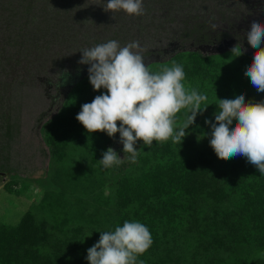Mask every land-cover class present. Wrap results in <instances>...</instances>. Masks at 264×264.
<instances>
[{
    "label": "trees",
    "instance_id": "trees-1",
    "mask_svg": "<svg viewBox=\"0 0 264 264\" xmlns=\"http://www.w3.org/2000/svg\"><path fill=\"white\" fill-rule=\"evenodd\" d=\"M253 57L182 51L148 67L153 73L183 67L188 91L208 97L190 127L211 134L219 100L243 93L245 103L264 102V93L245 75ZM106 91L93 89L89 73L77 80L41 135L49 149L50 183L69 160L85 155L102 174L111 172V196L105 201L111 207L100 206L98 214L78 223L73 213L60 208L62 197L58 203L42 201L17 225L0 223V264H89L88 249L100 233L125 221L142 223L152 236L137 264H264V175L243 156L222 160L210 144L171 138L153 141L135 162L105 168L99 161L120 134L88 133L76 116L82 105ZM236 122L234 118L233 126ZM15 184L10 181L4 189L16 193ZM61 210L64 216L57 215Z\"/></svg>",
    "mask_w": 264,
    "mask_h": 264
},
{
    "label": "rangeland",
    "instance_id": "rangeland-1",
    "mask_svg": "<svg viewBox=\"0 0 264 264\" xmlns=\"http://www.w3.org/2000/svg\"><path fill=\"white\" fill-rule=\"evenodd\" d=\"M106 3L0 0L1 224L15 226L26 212L39 209L42 201H61L57 197L64 200L60 208L73 213L78 223L86 222L94 211L98 214L99 209L111 207L105 203L111 196V172L102 174L85 155L69 160L53 183L48 176L49 149L41 135L42 126L57 114L77 80L89 73L90 65L79 63L83 49L110 40L121 47L138 41L148 63L168 61L182 51L208 55L201 40L218 35L216 29L226 24L231 11L219 0H143L144 15L129 16L123 11H105ZM5 40L13 45L7 53L3 51ZM190 113L189 108L177 113V132ZM185 131L180 143L210 144L211 134L190 126ZM135 147L138 155L150 146L138 141ZM110 148L123 159L115 166L131 159L123 151L120 136ZM13 180L16 193L10 194L4 186ZM62 214L61 210L57 215Z\"/></svg>",
    "mask_w": 264,
    "mask_h": 264
},
{
    "label": "clouds",
    "instance_id": "clouds-1",
    "mask_svg": "<svg viewBox=\"0 0 264 264\" xmlns=\"http://www.w3.org/2000/svg\"><path fill=\"white\" fill-rule=\"evenodd\" d=\"M105 11H123L129 16L144 15L143 0H107ZM254 53L245 75L258 92L264 93V24L253 20L246 33ZM237 57L242 55V44L232 48ZM246 51V49H243ZM144 49L138 41L121 47L116 40L98 44L81 51L80 64L90 65L89 82L93 89H106L91 103L81 106L76 119L88 133L106 132L109 137L120 134L124 153L135 162L136 144L152 145L153 141L170 138L180 143L186 136L201 103L208 97L196 90H186L183 67L174 65L153 73L145 64ZM66 74V70L64 73ZM189 108L191 115L176 131L175 117L181 109ZM215 124L211 125L210 146L219 159L243 156L264 175V102L245 103L243 93L232 99L219 100ZM237 121L233 126V119ZM119 122V127L117 123ZM206 124L211 122L206 120ZM115 150L108 148L99 161L105 168L119 164ZM149 229L140 222L125 221L114 231L100 233L99 241L88 249L89 264H137V257L152 245Z\"/></svg>",
    "mask_w": 264,
    "mask_h": 264
},
{
    "label": "flooded vegetation",
    "instance_id": "flooded-vegetation-1",
    "mask_svg": "<svg viewBox=\"0 0 264 264\" xmlns=\"http://www.w3.org/2000/svg\"><path fill=\"white\" fill-rule=\"evenodd\" d=\"M219 2L231 11L227 15L224 28L216 29L218 35L211 34L210 38L206 36V39L201 40L202 43L206 44L204 49L209 47L214 51L213 48H220L222 53H228L235 45L242 44V53L254 55L258 49L252 48L248 44L246 33L250 30L253 20H259L260 23L264 24V0H219ZM260 47L264 48V42L261 43Z\"/></svg>",
    "mask_w": 264,
    "mask_h": 264
},
{
    "label": "water",
    "instance_id": "water-1",
    "mask_svg": "<svg viewBox=\"0 0 264 264\" xmlns=\"http://www.w3.org/2000/svg\"><path fill=\"white\" fill-rule=\"evenodd\" d=\"M203 50V49H202ZM204 50H207L211 55H218V54H221L222 53V51H221V49L220 48H213V50L215 51H212V49H210L209 47H206ZM212 51V52H211ZM202 54H204V55H206L205 54V52H201ZM152 63H157V62H152ZM151 62L150 63H148V62H146L145 61V64H146V66H149V65H151L152 64Z\"/></svg>",
    "mask_w": 264,
    "mask_h": 264
},
{
    "label": "crops",
    "instance_id": "crops-1",
    "mask_svg": "<svg viewBox=\"0 0 264 264\" xmlns=\"http://www.w3.org/2000/svg\"><path fill=\"white\" fill-rule=\"evenodd\" d=\"M3 48H4V49H3L4 53H7L9 49H12V48H13V45L10 44L9 41H6V40H5V42H4V47H3ZM23 49H24V48H23ZM3 51H2V52H3ZM3 57H4V56H2V58H3Z\"/></svg>",
    "mask_w": 264,
    "mask_h": 264
}]
</instances>
